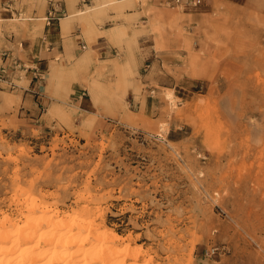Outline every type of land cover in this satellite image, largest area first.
Masks as SVG:
<instances>
[{"label": "rangeland", "instance_id": "obj_1", "mask_svg": "<svg viewBox=\"0 0 264 264\" xmlns=\"http://www.w3.org/2000/svg\"><path fill=\"white\" fill-rule=\"evenodd\" d=\"M138 1L147 27L110 39L152 40L142 71L121 56L82 66L84 104L32 116L0 89V218L19 219L29 195L64 212L89 203L154 264H264V31L225 4L192 24L170 0Z\"/></svg>", "mask_w": 264, "mask_h": 264}, {"label": "crops", "instance_id": "obj_2", "mask_svg": "<svg viewBox=\"0 0 264 264\" xmlns=\"http://www.w3.org/2000/svg\"><path fill=\"white\" fill-rule=\"evenodd\" d=\"M202 1L198 7H175L188 10L184 12L188 22L199 24L212 19L220 4H225L229 14L240 18L238 24L251 18L254 31H264V0ZM166 3V0H147L146 8L159 12ZM118 4L122 5L114 7L116 3L110 0H0V69L8 66L5 55H13L40 72L33 73L37 78L29 75L22 82L27 81L24 89L16 95L22 114L30 112L28 116H32L40 109L47 111L64 101L83 105L87 94L82 92L78 81L82 77L74 74L87 64L92 67L98 61L114 62L121 56L123 62L129 59L142 71L145 65L156 61L157 53L150 50L154 42L148 38L138 39V44H128L129 38L110 39L119 30L131 35L150 22L143 2L120 0ZM130 47L131 52L127 51ZM152 98L148 95L139 107L143 118L153 115Z\"/></svg>", "mask_w": 264, "mask_h": 264}, {"label": "bare ground", "instance_id": "obj_3", "mask_svg": "<svg viewBox=\"0 0 264 264\" xmlns=\"http://www.w3.org/2000/svg\"><path fill=\"white\" fill-rule=\"evenodd\" d=\"M23 201L19 219L0 218V264H154L143 244L134 248L135 239L107 224L100 207L64 212L31 195Z\"/></svg>", "mask_w": 264, "mask_h": 264}, {"label": "built area", "instance_id": "obj_4", "mask_svg": "<svg viewBox=\"0 0 264 264\" xmlns=\"http://www.w3.org/2000/svg\"><path fill=\"white\" fill-rule=\"evenodd\" d=\"M171 5L175 6H192L198 7L203 4L202 0H170ZM8 58V66L0 69V89H8L10 91L18 92L24 89L22 82L28 78L29 75L40 73L37 68L31 67L13 55H5ZM34 78H37L33 74ZM219 253V248H214L207 251V254L212 256Z\"/></svg>", "mask_w": 264, "mask_h": 264}]
</instances>
